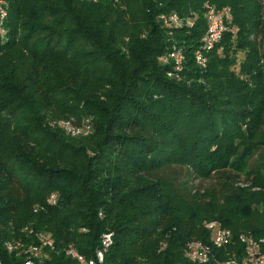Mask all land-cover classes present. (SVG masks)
Segmentation results:
<instances>
[{
  "label": "trees",
  "instance_id": "1",
  "mask_svg": "<svg viewBox=\"0 0 264 264\" xmlns=\"http://www.w3.org/2000/svg\"><path fill=\"white\" fill-rule=\"evenodd\" d=\"M206 5L229 11L230 31L202 69ZM0 10V264H79L67 250L89 260L104 234L103 264H194L186 246L211 247L210 222L234 237L211 248L215 260L243 256L240 234L264 241V0H0ZM170 14L194 26L166 29L158 17ZM173 45L178 77L161 62ZM86 120L85 137L60 127ZM38 235L52 248L23 253Z\"/></svg>",
  "mask_w": 264,
  "mask_h": 264
},
{
  "label": "built area",
  "instance_id": "2",
  "mask_svg": "<svg viewBox=\"0 0 264 264\" xmlns=\"http://www.w3.org/2000/svg\"><path fill=\"white\" fill-rule=\"evenodd\" d=\"M91 2H99L101 0H89ZM205 21L206 28L201 39V45L194 53V61L196 65L202 69L206 68L207 58L206 54L214 49L222 40L225 33L230 31L228 23H230L229 11L219 12L209 5L205 6ZM6 16L3 10H0V19L2 20ZM162 26L169 30H177L181 28H192L195 23L193 17H182L178 14L160 15L158 17ZM171 33V32H170ZM183 51L173 45L171 50L161 58V62L165 66H171L173 72L168 76L178 77L183 70L184 63ZM60 127L66 131L67 134L72 137H85L90 132V122L86 120L80 126H74L72 122L65 121L60 123ZM55 197L51 196L49 199L50 204H55ZM205 228L210 232L211 247L204 245L201 242H190L186 246V257L194 264H264V253L262 251L263 240H255L253 237L245 234H240L237 237V241L242 245L244 254L237 260L236 258H230L224 261H218L211 257V248L221 249L229 246L234 241V237L229 230L221 228L216 222H210L205 224ZM38 242L40 247L28 246L27 250L23 253H29L31 255L40 254L41 247L52 248V242L44 235H38ZM112 244V235L104 234L101 237L99 247L94 251L93 257L86 260L79 255L73 248H69L66 252L67 256L76 260L79 264H103L104 254ZM8 252L20 251V242H8L5 244ZM44 258L46 256H43ZM24 264H32L31 259L27 258Z\"/></svg>",
  "mask_w": 264,
  "mask_h": 264
},
{
  "label": "rangeland",
  "instance_id": "3",
  "mask_svg": "<svg viewBox=\"0 0 264 264\" xmlns=\"http://www.w3.org/2000/svg\"><path fill=\"white\" fill-rule=\"evenodd\" d=\"M239 59L242 58V55H238ZM213 210V207H207V206H202V207H199V212L201 215H205V214H208L210 213L211 211Z\"/></svg>",
  "mask_w": 264,
  "mask_h": 264
}]
</instances>
